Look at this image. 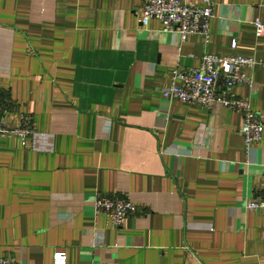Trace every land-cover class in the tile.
<instances>
[{"label": "crops", "instance_id": "1", "mask_svg": "<svg viewBox=\"0 0 264 264\" xmlns=\"http://www.w3.org/2000/svg\"><path fill=\"white\" fill-rule=\"evenodd\" d=\"M262 2L214 0L205 42L141 26V0H0V106L33 120L26 145L0 136V257L264 264V210L245 208L264 192V131L246 155L239 112L161 95L205 53L264 59ZM249 72L231 93L264 114V68ZM105 194L138 213L112 228L94 214Z\"/></svg>", "mask_w": 264, "mask_h": 264}, {"label": "built area", "instance_id": "2", "mask_svg": "<svg viewBox=\"0 0 264 264\" xmlns=\"http://www.w3.org/2000/svg\"><path fill=\"white\" fill-rule=\"evenodd\" d=\"M196 6L188 5L185 0H141L139 22L147 27L151 20H158L163 31L175 32L180 40L188 35L197 34L207 42L210 36V21L214 17V0H200ZM264 8V2L261 3ZM257 37L264 32V24L253 21ZM236 42H232L235 47ZM264 68V59L254 57L217 56L205 53L197 67H175L170 75L168 86L161 90L165 100L178 99L183 103L195 104L204 108L219 102L224 107L237 111L242 116L240 133L243 137L244 151L249 155L254 144L262 139L264 114L256 112L249 99L235 96L231 89L239 84L253 88V77L249 71ZM6 106H0V136L18 137L22 145L29 142L33 134V120L27 114H21L16 124H11L6 115ZM2 109L4 112H2ZM5 114V115H4ZM245 208L251 211L264 210V192L245 202ZM139 211L138 205L120 195H98L94 201L95 217L103 215L108 225L118 228L125 220ZM7 257H0V264H12ZM54 264H66V255L56 253Z\"/></svg>", "mask_w": 264, "mask_h": 264}]
</instances>
